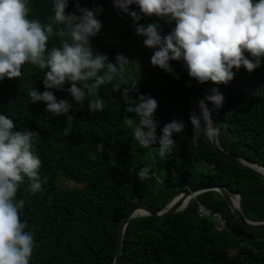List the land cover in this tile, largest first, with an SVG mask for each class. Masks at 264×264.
<instances>
[{
    "label": "trees",
    "instance_id": "1",
    "mask_svg": "<svg viewBox=\"0 0 264 264\" xmlns=\"http://www.w3.org/2000/svg\"><path fill=\"white\" fill-rule=\"evenodd\" d=\"M79 3L103 9L97 17L102 27L91 38L94 50L109 60L117 53L129 60L124 71L127 84L120 88H129L134 99L139 93L157 101L156 135L173 119L183 120L186 127L183 133H173L175 144L161 157L158 145L140 147L132 129L123 124V116L134 114L124 113L121 93L113 90L115 80L98 89L104 100L99 112L88 111L87 95L75 103L66 91L53 90L58 100L73 104L70 124L64 116L45 111L43 102H29L32 88L45 90L43 73L35 66L24 64L20 77L0 80V113L13 120L15 130L38 133L33 151L41 160L39 174L47 181L42 191L31 193L25 178L16 196L25 201L20 219L26 223L25 231L33 234L29 264H113L119 225L131 207L142 204L160 211L186 188L204 184L223 185L239 193L245 215L264 220V179L232 163L203 135L198 146L192 145L188 117L192 103L206 89L190 81L178 61L170 65L179 80L152 66L153 50L114 17L108 0ZM27 7L29 18L42 23L52 14L51 0H28ZM129 8L139 13L135 5ZM74 11L73 0H69L66 12ZM138 23H155L167 34L174 27L154 14L142 16ZM60 43L61 38L52 35L48 46ZM233 72L227 84L209 81L228 100L221 113L218 140L225 150L264 167V59L251 73L243 67ZM147 165H151L149 175L138 181L137 169ZM199 203L221 212L226 226L219 229L213 218L200 216ZM118 264H264V228L243 225L218 191L207 190L191 198L183 210L165 217H132Z\"/></svg>",
    "mask_w": 264,
    "mask_h": 264
},
{
    "label": "clouds",
    "instance_id": "2",
    "mask_svg": "<svg viewBox=\"0 0 264 264\" xmlns=\"http://www.w3.org/2000/svg\"><path fill=\"white\" fill-rule=\"evenodd\" d=\"M69 0H51L46 23L28 16V0H0V80L20 77L21 66L33 65L42 73L44 91L32 88L29 102H43L52 116H64L70 124L73 104L57 99L53 90L66 91L72 101L81 103L88 96V111L99 112L104 100L98 95L100 86L116 81L124 101L123 124L132 129L142 148L158 145L159 155L169 154L175 141L173 133H183L186 124L173 119L156 135L154 113L157 101L149 95L132 98L124 75L128 58L117 53L112 60L94 50L91 38L101 27L97 18L101 6L81 7L73 0L74 12H66ZM118 12L127 14L135 26V34L143 37L145 47L152 49V66L174 75L171 61H183L187 76L197 84H227L233 69L247 72L261 66L264 59V0H112ZM135 5L139 13L130 10ZM156 15L174 23L171 31L161 36L158 25L139 24L142 16ZM61 38L60 45L48 46L49 38ZM247 53V56L245 55ZM68 85L65 88V85ZM223 93L216 87L207 89L202 98L192 103L188 120L192 127V145L203 135L209 142L218 137L212 114L222 107ZM211 105V107H209ZM38 133L15 130L12 119L0 113V264H29L33 252V234L25 231L20 216L25 207L17 192L25 178L31 193L42 191L39 169L41 160L33 151ZM151 165L137 169L136 178L144 180Z\"/></svg>",
    "mask_w": 264,
    "mask_h": 264
},
{
    "label": "water",
    "instance_id": "3",
    "mask_svg": "<svg viewBox=\"0 0 264 264\" xmlns=\"http://www.w3.org/2000/svg\"><path fill=\"white\" fill-rule=\"evenodd\" d=\"M109 7L114 15V17L119 20L129 31L135 32V26L133 22L130 21L128 18L124 17L121 12H118L113 7L112 0H108ZM157 31L160 35H167L166 30L164 28L158 27ZM181 69L185 74L187 71L184 67L183 61H178ZM206 90L212 88L213 86L209 82H205L204 84H200ZM228 107V100L224 97L222 107L218 109L216 112L212 114V119L217 128H219V122L221 113ZM213 147L227 159H229L232 163L238 164L247 168L248 170L252 171L254 174L259 176L260 178L264 179V167L258 163L249 161L241 156H238L234 153H231L225 150L219 143L218 137L211 142ZM207 190H216L218 191L224 199L227 201L231 212L233 213L234 217L239 220L243 225L255 229L264 228V220H252L249 219L243 210L242 202H241V195L239 193L231 192L227 187L218 184H204L199 185L196 187H189L183 190L181 193L176 195L167 205L160 211L154 210L148 206L138 204L131 207L125 216L122 218L119 230H118V241H117V251L115 254V259L113 264H118L120 260V256L122 253V244L124 241V234L126 232L127 225L132 217H136L139 215H154L157 217H165L167 215L176 213L180 210H183L191 198L197 196L198 194L207 191Z\"/></svg>",
    "mask_w": 264,
    "mask_h": 264
},
{
    "label": "built area",
    "instance_id": "4",
    "mask_svg": "<svg viewBox=\"0 0 264 264\" xmlns=\"http://www.w3.org/2000/svg\"><path fill=\"white\" fill-rule=\"evenodd\" d=\"M197 212L199 213L200 216H208L213 218L217 223V227L219 229H222L227 224L226 219L223 217V214L221 212L214 211L211 208L204 205L203 203L198 204Z\"/></svg>",
    "mask_w": 264,
    "mask_h": 264
},
{
    "label": "rangeland",
    "instance_id": "5",
    "mask_svg": "<svg viewBox=\"0 0 264 264\" xmlns=\"http://www.w3.org/2000/svg\"><path fill=\"white\" fill-rule=\"evenodd\" d=\"M67 183H70V181L68 180Z\"/></svg>",
    "mask_w": 264,
    "mask_h": 264
}]
</instances>
